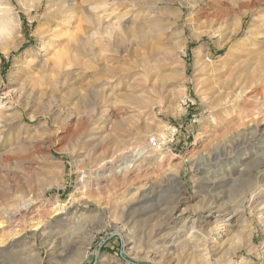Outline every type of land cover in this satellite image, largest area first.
<instances>
[{
    "label": "rangeland",
    "instance_id": "obj_1",
    "mask_svg": "<svg viewBox=\"0 0 264 264\" xmlns=\"http://www.w3.org/2000/svg\"><path fill=\"white\" fill-rule=\"evenodd\" d=\"M0 264H264V0H0Z\"/></svg>",
    "mask_w": 264,
    "mask_h": 264
},
{
    "label": "bare ground",
    "instance_id": "obj_2",
    "mask_svg": "<svg viewBox=\"0 0 264 264\" xmlns=\"http://www.w3.org/2000/svg\"><path fill=\"white\" fill-rule=\"evenodd\" d=\"M239 6V5H238ZM240 8V7H239ZM228 9H229V11H231V12H237V9H238V7L235 5V4H230V5H228ZM243 13V12H242ZM239 15H241L240 13H239ZM144 33V32H143ZM247 39V38H246ZM249 39V38H248ZM200 61V60H199ZM248 101V100H247ZM225 209V208H224ZM224 213H226V211L224 212ZM62 217V216H61ZM200 230H202V229H200Z\"/></svg>",
    "mask_w": 264,
    "mask_h": 264
}]
</instances>
